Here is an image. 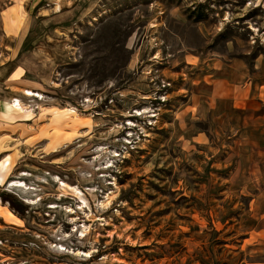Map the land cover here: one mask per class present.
I'll list each match as a JSON object with an SVG mask.
<instances>
[{"label": "rangeland", "instance_id": "1", "mask_svg": "<svg viewBox=\"0 0 264 264\" xmlns=\"http://www.w3.org/2000/svg\"><path fill=\"white\" fill-rule=\"evenodd\" d=\"M76 1L0 0V264H264V155L192 98L264 0Z\"/></svg>", "mask_w": 264, "mask_h": 264}, {"label": "crops", "instance_id": "2", "mask_svg": "<svg viewBox=\"0 0 264 264\" xmlns=\"http://www.w3.org/2000/svg\"><path fill=\"white\" fill-rule=\"evenodd\" d=\"M60 3L68 9L62 19L73 18L80 8L76 0H60ZM10 22L13 26L17 24L13 17ZM219 68V83L211 85L207 92L197 89L192 95L196 115L214 122L218 120L221 128L232 131L227 137L233 140L230 144L233 151L242 155V159L249 155L250 160L257 161L260 154L264 155V58L254 57L251 65L244 61H225ZM29 89L36 91L22 88V93ZM193 138L200 140L202 135L195 132Z\"/></svg>", "mask_w": 264, "mask_h": 264}, {"label": "bare ground", "instance_id": "3", "mask_svg": "<svg viewBox=\"0 0 264 264\" xmlns=\"http://www.w3.org/2000/svg\"><path fill=\"white\" fill-rule=\"evenodd\" d=\"M24 96L30 98V97H35V98H40V94H36L33 90H25L24 91ZM13 104V108H14V111L15 112H19V113H24L26 112L27 108L24 107V105L22 104L21 100L20 99H15L12 101ZM12 187L13 186H23V183L21 184L20 182H15V183H12L11 185Z\"/></svg>", "mask_w": 264, "mask_h": 264}]
</instances>
